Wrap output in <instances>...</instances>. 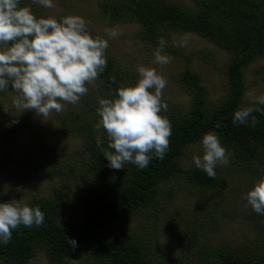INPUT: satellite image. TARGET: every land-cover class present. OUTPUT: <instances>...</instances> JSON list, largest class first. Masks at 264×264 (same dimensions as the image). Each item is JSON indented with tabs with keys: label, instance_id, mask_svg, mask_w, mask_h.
I'll use <instances>...</instances> for the list:
<instances>
[{
	"label": "trees",
	"instance_id": "obj_1",
	"mask_svg": "<svg viewBox=\"0 0 264 264\" xmlns=\"http://www.w3.org/2000/svg\"><path fill=\"white\" fill-rule=\"evenodd\" d=\"M189 1L192 7L167 0H99L97 11L103 21L108 24L135 23V40L155 52L159 39L163 38L167 42L163 52L184 60V70L173 78L181 92L189 97L190 104L187 110L167 107V111L160 113L171 123L169 149L163 160L153 155L143 169L130 162L125 163L121 170L110 168L102 151L108 148L107 135L103 129L95 130L100 119L98 101L115 98L116 90L122 84L135 83L129 79L127 70L106 55L105 70L95 81L99 94L94 93V96L89 95L82 100L80 109H66L56 114L60 132L80 142V150L74 159L63 161L54 155L46 161L27 159L28 172L42 163L38 170L40 178H58L60 186L53 187L48 197L31 198V207H39L44 213V223L31 228L21 225L13 230L7 244L0 242V262L30 264L31 258L42 252L49 264H68L79 255L88 261L87 264H172L163 260L160 248H155L141 233L115 231L112 226L125 223L129 216L140 211L155 216L166 214L167 208L160 197H168L169 193L161 192L159 186L175 177L198 198L216 196L225 201L221 192L224 170L220 165L215 169V179H212L194 163L183 166L178 161L186 147L201 142L209 132L218 135L221 145L230 154L229 163L224 166L236 167L252 180L264 178V105L246 106L260 109L252 113L255 122L250 117L244 124L233 123L234 113L244 108L241 107L246 90L243 70L256 58H264V0ZM171 33L196 34L227 54L223 95L215 106L205 100L204 88L197 75L188 68L189 57L169 45ZM203 57L210 61L206 55ZM111 77H115V83ZM5 91H0V96ZM30 130L29 141L17 151L20 159L27 155L32 158L35 151H41L38 134L32 128ZM97 136L102 140L100 146L96 143ZM13 154L0 146V163L7 165ZM69 177L73 182L79 181L78 187L88 186L90 201L77 223L70 221L61 225L58 213L66 205V197L72 195L68 189ZM170 215L175 217L177 214ZM242 218L255 223L256 238L248 246L242 245L237 249L217 248L213 256L206 246V239L213 232L211 223L205 224L195 216L183 218L184 221L177 219L176 225L171 223L170 227L176 240L184 241L190 250L196 249L190 255L199 263L205 260L206 264H264V215L246 211ZM69 239L77 242L74 250L67 243ZM182 250L187 251L185 247ZM203 250L207 251L204 254L210 256L209 260L203 257ZM184 256L189 257L188 254Z\"/></svg>",
	"mask_w": 264,
	"mask_h": 264
},
{
	"label": "rangeland",
	"instance_id": "obj_2",
	"mask_svg": "<svg viewBox=\"0 0 264 264\" xmlns=\"http://www.w3.org/2000/svg\"><path fill=\"white\" fill-rule=\"evenodd\" d=\"M170 3L192 7L189 0H167ZM99 0H53L54 8H45L32 3V0H20L21 6H30L32 12L38 18L54 17L58 21L69 15L83 17L87 22V28L93 37L100 36L109 42V47L105 55L110 56L113 61L123 70H127L129 79L136 83L139 74L136 69L143 65L152 67L167 80V86L163 90V101L169 108L187 110L190 104L189 97L181 92L175 84L173 76L184 70V60L180 57L166 52L162 54L171 57L170 63L159 65L155 63L154 51L146 44L133 38V33L137 25L131 22L121 24H108L102 20L97 11ZM105 29H112L118 32V36L112 39L107 36ZM169 45L189 57L188 68L193 71L200 85L205 91V100L210 105L215 106L216 101L223 95L222 80L227 54L218 47L206 42L201 37L193 33H171L168 39ZM183 43L184 46H179ZM204 55L210 58L204 59ZM243 83L246 90L242 97L241 107L257 105L253 103L255 97L264 95V58H256L243 70ZM89 91L87 95L80 98L75 105L66 104V109H80L83 107L82 100L94 93L99 94L98 83L87 85ZM252 93V95H246ZM20 95L9 86L0 96V146L7 152H13L7 165L0 163V203L10 200H17L22 205L31 207L32 197H48L52 188L60 186L58 178L51 180L41 179L38 174L39 165L29 172L27 162L46 161L47 158L55 157L65 160L74 159L80 150V142L77 138L63 135L56 122V112L53 111L46 118H42L34 110L20 112L13 105V99ZM76 109V110H77ZM33 129L39 136L41 151H35L34 157L27 155L20 159L19 151L29 140L30 129ZM34 151V150H33ZM203 148L201 142L194 143L184 150V154L178 161L183 166L193 163L194 155H202ZM72 158V159H71ZM28 159V160H27ZM75 161V160H74ZM77 161V160H76ZM224 170L221 192L222 197L198 198L188 192L187 185L176 177L159 186L161 192H168L169 196L160 197L167 208L166 214L140 211L133 216H129L125 223L114 224L115 231L141 233L143 238L160 248L163 260H169L172 264H206L205 260L199 263L197 258L190 255L196 251L190 250L184 241L176 240L174 231L171 230V223L176 225V220L180 218L192 219L195 216L203 220L205 224L211 223L213 232L206 239L207 251L213 256L215 249L226 247L237 249L240 246H248L256 238V225L242 218L246 211H253L248 205L245 197L246 193L260 179L252 180L245 172L233 166L220 165ZM62 181H65L63 177ZM68 189L71 196L66 197V205L58 213V222L61 225L74 222L77 223L86 211L90 201L88 186L78 187L79 181L73 182L70 177L67 179ZM175 213V217L170 214ZM180 215V216H178ZM184 221V219L182 220ZM205 228H208L204 225ZM167 230V231H166ZM207 230V229H205ZM212 231V230H211ZM174 238L172 239L171 236ZM180 242V243H179ZM187 251H183V248ZM201 252L205 259L210 256ZM188 254L189 257L184 255ZM88 261L82 255L68 264H87ZM0 264H3L0 262ZM30 264H49L42 252L35 254L30 260Z\"/></svg>",
	"mask_w": 264,
	"mask_h": 264
},
{
	"label": "clouds",
	"instance_id": "obj_3",
	"mask_svg": "<svg viewBox=\"0 0 264 264\" xmlns=\"http://www.w3.org/2000/svg\"><path fill=\"white\" fill-rule=\"evenodd\" d=\"M45 8H54L53 0H32ZM108 37L115 39L118 32L105 29ZM154 52L155 63L166 65L171 57L162 54L167 42L160 38ZM179 46H184L183 43ZM107 39L93 37L83 17L69 15L57 20L54 17L38 18L30 6H21L20 0H0V91L9 85L20 95L13 105L20 112L34 110L42 118L55 111L60 113L66 104H77L87 95V85L95 81L107 65ZM139 79L133 85H120L113 99H99V121L95 130L101 129L108 138V148L102 149L109 167L124 168L133 163L145 168L153 155L163 160L169 149L171 123L162 116L167 111L163 101L166 78L155 68L139 66ZM113 83L115 77H111ZM246 95H252L247 93ZM254 104L264 105V95L255 97ZM255 107H244L234 113L233 123L244 124ZM96 143L102 144L100 136ZM203 154L194 155L193 163L209 178L215 179L216 167L227 165L230 154L221 145L215 132L201 140ZM248 205L257 214L264 215V178L257 181L246 193ZM44 213L39 207L22 205L17 200L0 203V242L7 244L13 230L21 225L27 228L41 226ZM74 250L75 240H67Z\"/></svg>",
	"mask_w": 264,
	"mask_h": 264
}]
</instances>
